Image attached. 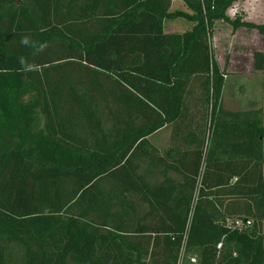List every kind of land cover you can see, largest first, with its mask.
<instances>
[{
	"label": "trees",
	"instance_id": "obj_1",
	"mask_svg": "<svg viewBox=\"0 0 264 264\" xmlns=\"http://www.w3.org/2000/svg\"><path fill=\"white\" fill-rule=\"evenodd\" d=\"M172 1L0 0V264H264V111L211 47L264 25Z\"/></svg>",
	"mask_w": 264,
	"mask_h": 264
},
{
	"label": "rangeland",
	"instance_id": "obj_2",
	"mask_svg": "<svg viewBox=\"0 0 264 264\" xmlns=\"http://www.w3.org/2000/svg\"><path fill=\"white\" fill-rule=\"evenodd\" d=\"M171 10H181V11H187L186 7L183 5V3L179 0H173L171 3L170 11ZM232 11H227V14H229V17L231 16ZM232 18V17H230ZM185 23L183 20L178 21H166L164 24L165 31H171V27L175 26L176 29L181 28L182 25L184 26ZM175 24V25H174ZM214 32L212 35V51L215 58L216 63L218 62L219 68L221 66H224L226 68L227 72L236 71L235 64L238 61V56L244 55L243 51L248 49V46H253L256 48L257 51H261L264 49V39L261 40L259 37H257L256 33L253 34V39L255 40L254 44H243L242 42L238 41H232L230 40L229 32L223 27L222 24L217 23L214 26ZM229 59L232 63V67L228 68L230 65ZM262 75H255L256 77L248 79H242L236 77V75H230L228 74V80L225 85V90L223 92L222 96V106L223 108L228 111L238 109L236 102L239 101L240 103V109L239 110H246V109H259L263 108L264 111V72L260 73ZM243 85V89L248 90L250 89V93L252 95L250 96H244L241 94L243 91L240 90V87L236 88L237 86ZM249 101V103H252L251 106H246L244 102ZM261 108V109H262ZM41 125V123H40ZM165 134H158L156 136V143L163 141V138ZM158 138V139H157ZM160 144V145H161ZM163 145V144H162ZM262 230L264 232V221L262 224ZM5 252V263L6 264H21V258H22V250L21 248L14 244V243H8L4 245Z\"/></svg>",
	"mask_w": 264,
	"mask_h": 264
},
{
	"label": "crops",
	"instance_id": "obj_3",
	"mask_svg": "<svg viewBox=\"0 0 264 264\" xmlns=\"http://www.w3.org/2000/svg\"><path fill=\"white\" fill-rule=\"evenodd\" d=\"M228 11H232L231 16L230 17H234V15L236 14H240L243 16V21L245 22H249L252 24H256V25H264V0H240L236 3H234L232 5V7L228 10ZM229 16V14H227ZM217 24V23H216ZM221 24V23H220ZM175 25V24H174ZM223 27H225V29L227 30V32H229V36H230V40L232 41H238L239 43L242 42L243 44H254L255 40L253 39V34L256 33L257 37H259L261 40L264 39V35H260L256 30H249L246 28H240L237 29L235 32H232L230 26L226 25V24H222ZM215 26V25H214ZM180 29V28H179ZM176 29L175 26L171 27V32L179 30ZM214 29V28H213ZM169 32V31H167ZM214 32V30H213ZM256 52H260L264 55V49H262L261 51H257L255 47L253 46H248V49L245 51H243L244 55L242 56H238V61L235 64V69L236 71H232V72H226L230 75H236V77L238 78H242V79H248L250 80L253 77H256L255 75H262L260 74V72H256L255 70V65H254V54ZM229 67H232V63L229 59ZM219 63L217 62V65ZM220 69H224V66H221ZM228 80V76L225 78V85L226 82ZM225 85H224V89L223 92L225 90ZM240 87V90H242L243 92L241 94H243L245 97L246 96H250L252 95V93H250V89L246 90L243 89L242 87H244L243 85H239L236 88ZM263 92H264V87H263ZM240 103L239 101L236 102V105L238 107V109H236V111H238L240 109ZM246 106H251L253 107L252 103H249V101L244 102ZM227 110V109H226ZM229 110V109H228ZM230 111H235V110H230ZM162 144L161 142H159L158 144L155 141V137H150L149 138V142L152 146L156 147L158 150L164 148L165 144H166V135H164ZM158 139V138H157ZM161 144V145H160Z\"/></svg>",
	"mask_w": 264,
	"mask_h": 264
},
{
	"label": "built area",
	"instance_id": "obj_4",
	"mask_svg": "<svg viewBox=\"0 0 264 264\" xmlns=\"http://www.w3.org/2000/svg\"><path fill=\"white\" fill-rule=\"evenodd\" d=\"M247 225H248V223H247Z\"/></svg>",
	"mask_w": 264,
	"mask_h": 264
}]
</instances>
